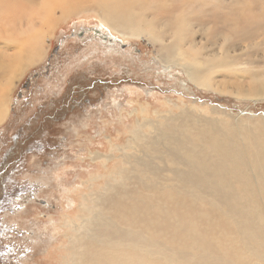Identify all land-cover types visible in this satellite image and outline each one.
<instances>
[{"label":"rangeland","instance_id":"rangeland-1","mask_svg":"<svg viewBox=\"0 0 264 264\" xmlns=\"http://www.w3.org/2000/svg\"><path fill=\"white\" fill-rule=\"evenodd\" d=\"M94 1L0 0V26L6 28L24 26L28 17L38 24L53 13L42 27L50 28L45 55L14 81L7 120L0 125L1 164L3 153L19 145L42 149L22 159L13 178L25 193L20 211L15 204L13 216L1 220L10 228L3 241L12 264H69L70 226L79 193L88 192L82 183L91 174L105 177L119 161L105 168L91 162L90 152L132 153L123 150L137 121L158 123L186 113L217 126L235 125L246 135L264 123V95L249 96L252 83L264 77V30L242 35L264 25V0H133L134 14L149 22L184 21L183 48L203 59L209 85L197 83L186 67L168 63L163 47L145 34L110 30ZM16 55L0 40V62ZM106 181L96 180V186Z\"/></svg>","mask_w":264,"mask_h":264},{"label":"bare ground","instance_id":"bare-ground-1","mask_svg":"<svg viewBox=\"0 0 264 264\" xmlns=\"http://www.w3.org/2000/svg\"><path fill=\"white\" fill-rule=\"evenodd\" d=\"M94 4L110 30L131 37L145 34L163 47L168 63L186 67L197 83L209 85L203 59L183 48L184 21L149 22L134 14L138 4L133 0ZM52 14L38 24L28 17L24 26H0V40L17 53L0 62V125L8 115L7 93L14 81L45 55L50 28L42 32V27ZM257 30L264 25L242 35L251 37ZM159 33L168 36L166 45ZM211 63L215 69V60ZM254 82L259 84L252 83L249 96H263L264 77ZM145 110L141 107L139 113ZM157 121H137L129 129L123 151L132 153L107 157L90 152L91 162L100 161L105 168L119 161L105 177L91 174L82 183L88 192L79 193L68 263L264 264V123L250 126L246 135L234 124L218 127L186 113ZM146 128L151 132L142 133ZM101 178L107 181L96 186ZM63 226L68 228L65 221Z\"/></svg>","mask_w":264,"mask_h":264},{"label":"flooded vegetation","instance_id":"flooded-vegetation-1","mask_svg":"<svg viewBox=\"0 0 264 264\" xmlns=\"http://www.w3.org/2000/svg\"><path fill=\"white\" fill-rule=\"evenodd\" d=\"M18 148H11L1 156V158L4 157V160L2 164L0 163V264L13 263L9 258V246L3 241V237L9 232L10 228L6 224L4 226L1 220L6 216H13L15 204L18 206L16 211H20V198L25 196L23 190L15 184L13 178L20 173L21 162L26 154L39 153L42 150L32 149L31 147L25 148L20 145Z\"/></svg>","mask_w":264,"mask_h":264},{"label":"crops","instance_id":"crops-1","mask_svg":"<svg viewBox=\"0 0 264 264\" xmlns=\"http://www.w3.org/2000/svg\"><path fill=\"white\" fill-rule=\"evenodd\" d=\"M6 120H7V118H6ZM6 120H5V121H6ZM4 123H5V122H4ZM4 123H3V124H4ZM3 124H2V125H3ZM2 125H1V126H2Z\"/></svg>","mask_w":264,"mask_h":264},{"label":"water","instance_id":"water-1","mask_svg":"<svg viewBox=\"0 0 264 264\" xmlns=\"http://www.w3.org/2000/svg\"><path fill=\"white\" fill-rule=\"evenodd\" d=\"M98 33V32H97Z\"/></svg>","mask_w":264,"mask_h":264}]
</instances>
